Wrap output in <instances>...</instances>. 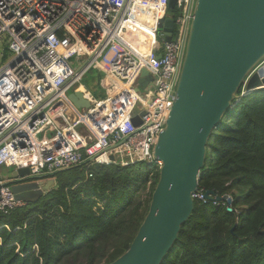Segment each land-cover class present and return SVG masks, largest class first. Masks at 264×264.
<instances>
[{
  "label": "built area",
  "instance_id": "2783aa9c",
  "mask_svg": "<svg viewBox=\"0 0 264 264\" xmlns=\"http://www.w3.org/2000/svg\"><path fill=\"white\" fill-rule=\"evenodd\" d=\"M167 4L168 0H0V167L50 176L87 163V177L92 176L88 168L96 164L159 169L162 162L153 149L174 99L195 0H176L174 13ZM160 10L173 20L178 38L173 40L174 31L165 41L158 27L146 28L151 37L143 46L142 38L131 36L132 23L136 15L149 11L158 24ZM72 58L75 67L69 63ZM93 67L117 89L99 98L87 89L89 97L83 98L93 101L81 110L71 102L70 90L83 89L81 80ZM143 70L149 80L140 88ZM68 109L76 113L75 120L65 114ZM134 116L140 119L138 125L132 122ZM56 119L63 123L56 125ZM51 129L54 133L39 137ZM6 181L0 172L4 214L25 203L14 197ZM204 194L197 189L192 198L219 203Z\"/></svg>",
  "mask_w": 264,
  "mask_h": 264
},
{
  "label": "trees",
  "instance_id": "16d2710c",
  "mask_svg": "<svg viewBox=\"0 0 264 264\" xmlns=\"http://www.w3.org/2000/svg\"><path fill=\"white\" fill-rule=\"evenodd\" d=\"M242 90L209 138L197 187L214 196L227 194L232 201L194 200L161 264H264V89L244 96ZM143 165L96 164L87 177L83 163L66 169H76L71 179L59 182L58 172L48 176L56 186L37 201L7 214L0 211V264H109L117 259L143 222L158 182L159 169L142 171Z\"/></svg>",
  "mask_w": 264,
  "mask_h": 264
},
{
  "label": "water",
  "instance_id": "95a60500",
  "mask_svg": "<svg viewBox=\"0 0 264 264\" xmlns=\"http://www.w3.org/2000/svg\"><path fill=\"white\" fill-rule=\"evenodd\" d=\"M175 1L168 0L167 10H173ZM150 13L136 15L131 36L142 38L147 46L151 36L143 29L158 27L165 41L175 31L176 41L178 30L172 19L164 18L165 10L157 13L158 24ZM141 74L143 88L149 78L145 70ZM247 76L242 96L264 89V0H195L174 99L153 149L162 162L158 182L130 246L109 264H161L164 260L193 211L192 193L198 187L209 138L239 100L236 92ZM85 94L89 97L83 87L69 98L75 107L86 109L93 98H83ZM132 122L138 125L139 117ZM6 183L16 199L27 203L56 186L55 178L32 176L28 168H14ZM204 195L212 199L214 193L207 190ZM214 200L227 205L232 201L227 194Z\"/></svg>",
  "mask_w": 264,
  "mask_h": 264
},
{
  "label": "rangeland",
  "instance_id": "374dc122",
  "mask_svg": "<svg viewBox=\"0 0 264 264\" xmlns=\"http://www.w3.org/2000/svg\"><path fill=\"white\" fill-rule=\"evenodd\" d=\"M174 12H175V10H169V13H174ZM69 63H70V65L72 67H75L76 64H77L76 61L73 58L69 61ZM97 71L99 72L98 68H94V67L91 68L83 76L84 79L82 78L81 82L83 81L87 85L88 88L86 86L85 87L87 89H89V91L91 92V95L94 98L105 97V96H108V95L112 94L117 89V84L113 80L108 78L106 75H103V78H100V79L97 78V76H98ZM83 82H82V84H84ZM73 90H74V88H72L70 90V93ZM242 91L244 92L245 90L243 89ZM237 102H238V100H237ZM65 114L67 116H70L71 120H75L77 118L76 113L72 109H68L65 112ZM62 123H63V121L61 119H56L55 120V124L58 125V126L61 125ZM79 127L80 126L77 127V130L80 131L81 134H86V131L84 129H82V128L79 129ZM48 133H54V131L52 129L50 131L47 130L44 133H41L39 135V137H46ZM83 168H85V167L83 166ZM13 170H14V167H11V168H6V167H3V166L0 167L1 175L6 180H8L11 177ZM75 170L76 169L59 171L58 174H56L58 181L60 182V179H71V178H73L76 175V173H77V172H75ZM145 170H146V165H143L142 166V171H145ZM150 183H151V180L148 182L146 189L141 194V199L143 201H145L147 199V197H148V192H149V189H150Z\"/></svg>",
  "mask_w": 264,
  "mask_h": 264
},
{
  "label": "bare ground",
  "instance_id": "6f19581e",
  "mask_svg": "<svg viewBox=\"0 0 264 264\" xmlns=\"http://www.w3.org/2000/svg\"><path fill=\"white\" fill-rule=\"evenodd\" d=\"M80 90H82V87L80 88Z\"/></svg>",
  "mask_w": 264,
  "mask_h": 264
}]
</instances>
